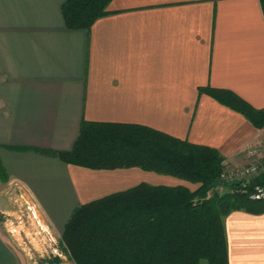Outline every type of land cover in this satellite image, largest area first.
Masks as SVG:
<instances>
[{
    "label": "crops",
    "instance_id": "1",
    "mask_svg": "<svg viewBox=\"0 0 264 264\" xmlns=\"http://www.w3.org/2000/svg\"><path fill=\"white\" fill-rule=\"evenodd\" d=\"M64 1L0 0V164L42 227L62 233L77 206L140 183L194 189L139 167L90 169L37 150L70 149L83 120L209 146L227 168L253 161L264 127L199 88L264 108L259 0H110L88 29L65 26ZM223 224L227 264H264V210H232ZM8 243L0 238V264L18 257Z\"/></svg>",
    "mask_w": 264,
    "mask_h": 264
},
{
    "label": "trees",
    "instance_id": "2",
    "mask_svg": "<svg viewBox=\"0 0 264 264\" xmlns=\"http://www.w3.org/2000/svg\"><path fill=\"white\" fill-rule=\"evenodd\" d=\"M109 1L65 0V26L88 29L108 12ZM259 2L264 16V0ZM199 90L241 113L254 127H264V108L252 107L228 89ZM37 150L90 169L139 167L198 184L190 190L140 183L77 206L61 233L74 264H227L224 217L232 210H264V198L248 196L251 185L242 188L220 180L224 157L217 149L148 126L83 120L70 149ZM0 175L7 177L1 164ZM221 186L227 187L222 194L217 190ZM60 260L51 256L42 263Z\"/></svg>",
    "mask_w": 264,
    "mask_h": 264
},
{
    "label": "rangeland",
    "instance_id": "3",
    "mask_svg": "<svg viewBox=\"0 0 264 264\" xmlns=\"http://www.w3.org/2000/svg\"><path fill=\"white\" fill-rule=\"evenodd\" d=\"M186 183L194 189L197 187V183ZM217 190L222 194L227 187L221 186ZM0 238L4 242L8 239L10 250L18 256L12 259V264H38L51 256L61 259L54 264H74L61 242V233L42 227L34 212L28 209L25 195L3 175H0Z\"/></svg>",
    "mask_w": 264,
    "mask_h": 264
},
{
    "label": "built area",
    "instance_id": "4",
    "mask_svg": "<svg viewBox=\"0 0 264 264\" xmlns=\"http://www.w3.org/2000/svg\"><path fill=\"white\" fill-rule=\"evenodd\" d=\"M250 154L255 156L253 161L243 166L223 169L220 173V180L239 183L243 188L250 185L248 182L250 178L259 176L262 180L261 184L252 186L251 190H248V196L251 199H261L264 198V141L250 150Z\"/></svg>",
    "mask_w": 264,
    "mask_h": 264
},
{
    "label": "water",
    "instance_id": "5",
    "mask_svg": "<svg viewBox=\"0 0 264 264\" xmlns=\"http://www.w3.org/2000/svg\"><path fill=\"white\" fill-rule=\"evenodd\" d=\"M248 182L251 186H258L261 184L262 180L259 176H257V177L250 178Z\"/></svg>",
    "mask_w": 264,
    "mask_h": 264
}]
</instances>
